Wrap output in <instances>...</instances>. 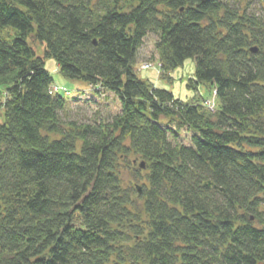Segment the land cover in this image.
Masks as SVG:
<instances>
[{
  "label": "trees",
  "instance_id": "16d2710c",
  "mask_svg": "<svg viewBox=\"0 0 264 264\" xmlns=\"http://www.w3.org/2000/svg\"><path fill=\"white\" fill-rule=\"evenodd\" d=\"M150 35L163 79L195 60L218 108L138 77ZM30 38L119 111L69 120ZM0 264H264V19L222 0H0Z\"/></svg>",
  "mask_w": 264,
  "mask_h": 264
},
{
  "label": "rangeland",
  "instance_id": "374dc122",
  "mask_svg": "<svg viewBox=\"0 0 264 264\" xmlns=\"http://www.w3.org/2000/svg\"><path fill=\"white\" fill-rule=\"evenodd\" d=\"M226 3L239 4L243 9H247L249 13H254L258 17L264 19V0H222ZM157 37L150 35L145 40L142 48L139 51L138 62V77L144 81L149 82L155 88L160 90H166L172 92L175 98L183 103L193 104H211V109L218 108V100L214 89L209 84L196 83V62L193 59L187 60L183 66L176 69L171 74V80L163 79L159 57L155 49V43ZM29 44L34 49L38 57H41L45 61V68L54 80L57 86L70 92V97H65L71 100L68 118L69 120H87L98 119L109 114H115L120 109V103L118 99L110 93L96 94L91 87H88L85 83L79 81H71L64 78L58 69V65L55 59L45 58L44 46L39 42H36L33 38H30ZM77 102H73V99H77ZM163 122L167 123L168 120L163 119ZM180 140L184 144H189L190 133L184 129L179 132ZM135 164V158H131ZM140 161H137V167ZM142 171V170H140ZM146 173L142 172V178L135 177L134 170H124L123 179L125 186L136 185L142 187L145 184ZM136 198V197H135ZM137 199V198H136ZM142 204L141 200H138Z\"/></svg>",
  "mask_w": 264,
  "mask_h": 264
},
{
  "label": "built area",
  "instance_id": "2783aa9c",
  "mask_svg": "<svg viewBox=\"0 0 264 264\" xmlns=\"http://www.w3.org/2000/svg\"><path fill=\"white\" fill-rule=\"evenodd\" d=\"M54 91H55V93L63 92L66 96H70L71 95L70 92H67L66 90L62 89V87H59V86H54Z\"/></svg>",
  "mask_w": 264,
  "mask_h": 264
},
{
  "label": "water",
  "instance_id": "95a60500",
  "mask_svg": "<svg viewBox=\"0 0 264 264\" xmlns=\"http://www.w3.org/2000/svg\"><path fill=\"white\" fill-rule=\"evenodd\" d=\"M251 51H252V53H254V54L258 53L257 48H254V49H252ZM140 168H141V169H145V163H142V164L140 165ZM138 189H139V191H140V193H141V191H142L141 188L139 187Z\"/></svg>",
  "mask_w": 264,
  "mask_h": 264
}]
</instances>
